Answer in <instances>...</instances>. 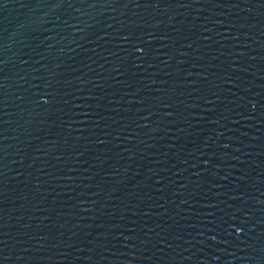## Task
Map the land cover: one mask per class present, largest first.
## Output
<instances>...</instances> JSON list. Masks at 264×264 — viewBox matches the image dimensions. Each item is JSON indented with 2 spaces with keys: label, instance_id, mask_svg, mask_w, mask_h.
Returning a JSON list of instances; mask_svg holds the SVG:
<instances>
[{
  "label": "water",
  "instance_id": "1",
  "mask_svg": "<svg viewBox=\"0 0 264 264\" xmlns=\"http://www.w3.org/2000/svg\"><path fill=\"white\" fill-rule=\"evenodd\" d=\"M0 264H264V0H0Z\"/></svg>",
  "mask_w": 264,
  "mask_h": 264
}]
</instances>
